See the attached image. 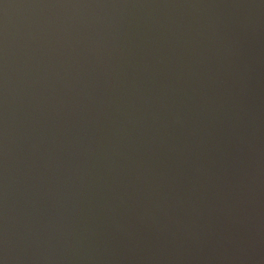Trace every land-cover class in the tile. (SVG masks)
<instances>
[{"label":"water","instance_id":"water-1","mask_svg":"<svg viewBox=\"0 0 264 264\" xmlns=\"http://www.w3.org/2000/svg\"><path fill=\"white\" fill-rule=\"evenodd\" d=\"M0 264H264V0H0Z\"/></svg>","mask_w":264,"mask_h":264}]
</instances>
